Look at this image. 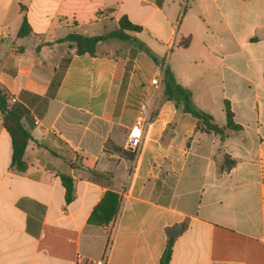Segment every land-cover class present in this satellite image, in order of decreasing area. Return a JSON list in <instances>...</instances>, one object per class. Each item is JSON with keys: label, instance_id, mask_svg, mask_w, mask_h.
Returning a JSON list of instances; mask_svg holds the SVG:
<instances>
[{"label": "crops", "instance_id": "crops-1", "mask_svg": "<svg viewBox=\"0 0 264 264\" xmlns=\"http://www.w3.org/2000/svg\"><path fill=\"white\" fill-rule=\"evenodd\" d=\"M123 17L136 42H61ZM167 71L219 126L228 102L241 130H198L165 97ZM0 84L33 137L18 172L0 115V264H160L181 225L168 264H264V0H0Z\"/></svg>", "mask_w": 264, "mask_h": 264}, {"label": "trees", "instance_id": "trees-1", "mask_svg": "<svg viewBox=\"0 0 264 264\" xmlns=\"http://www.w3.org/2000/svg\"><path fill=\"white\" fill-rule=\"evenodd\" d=\"M140 27L134 25L123 17L115 30L110 33L100 36H86L79 33L69 34L61 42L70 43L76 47L77 54L95 55L97 46L101 42H106L111 39H117L122 42H136L135 33L139 32ZM30 34V26L27 19H24L19 32L20 37H26ZM165 97L174 101L176 106L184 112L191 113L198 119V130L204 133H215L222 138H226L230 133L238 132L241 126L234 122V114L230 108V104L226 102L225 112L227 123L225 126H219L212 115L198 109L191 100V92L177 83L173 74L167 71L165 74ZM0 115L3 119L5 129L9 132L12 138V163L11 166L18 172H25L27 163L24 159L26 149L30 141L33 140L31 133L24 126V119L30 115V110L21 102H11L10 93L0 84ZM109 142L106 144V147ZM235 165V161L226 158V166L229 168ZM62 182L66 189V200L71 202L74 198V183L72 178L62 175ZM185 229V225L176 226L168 232V242L160 264H168L172 255V248L177 236Z\"/></svg>", "mask_w": 264, "mask_h": 264}, {"label": "built area", "instance_id": "built-area-1", "mask_svg": "<svg viewBox=\"0 0 264 264\" xmlns=\"http://www.w3.org/2000/svg\"><path fill=\"white\" fill-rule=\"evenodd\" d=\"M157 84V80H154ZM143 142V127L142 123H138L128 133L127 149L137 150ZM76 264H87V259L82 254H77ZM94 264V263H93ZM95 264H105V259L95 262Z\"/></svg>", "mask_w": 264, "mask_h": 264}, {"label": "rangeland", "instance_id": "rangeland-1", "mask_svg": "<svg viewBox=\"0 0 264 264\" xmlns=\"http://www.w3.org/2000/svg\"><path fill=\"white\" fill-rule=\"evenodd\" d=\"M104 31H106V30H104Z\"/></svg>", "mask_w": 264, "mask_h": 264}]
</instances>
